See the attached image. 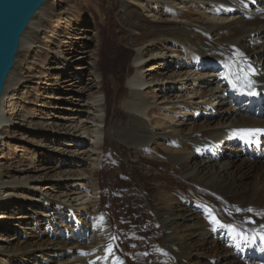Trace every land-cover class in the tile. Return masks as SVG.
Wrapping results in <instances>:
<instances>
[{
    "label": "bare ground",
    "instance_id": "6f19581e",
    "mask_svg": "<svg viewBox=\"0 0 264 264\" xmlns=\"http://www.w3.org/2000/svg\"><path fill=\"white\" fill-rule=\"evenodd\" d=\"M47 2L19 48H40L24 40ZM112 18L118 66L130 55L122 85L101 72L97 23L78 22L70 42L62 19L40 73L25 60L16 85L39 86L33 104H48L45 116L34 120L16 102L8 110L1 99L0 137L29 143L32 154L11 176L0 169V264L141 258L140 246L115 239L142 235L124 223V199L103 208L99 175L118 184L112 172L123 164L149 216L142 229L156 232L145 242L151 264H264V0H120ZM122 150L136 151L137 164L116 162Z\"/></svg>",
    "mask_w": 264,
    "mask_h": 264
},
{
    "label": "rangeland",
    "instance_id": "374dc122",
    "mask_svg": "<svg viewBox=\"0 0 264 264\" xmlns=\"http://www.w3.org/2000/svg\"><path fill=\"white\" fill-rule=\"evenodd\" d=\"M119 4H120V0H61V3H59L57 7L53 8L52 4L50 2H47V6L44 9V13H42L37 17L39 21L34 22L31 27V32H34L35 36L33 33L30 32L24 40L26 42L32 36L35 38V42L36 41L40 42L38 44L40 48L37 47L31 49H28L26 47L19 48L14 58V66L10 71L12 77L10 76L8 80L7 83L8 87L6 86L5 83L4 90H6V93L4 96L3 95L1 96V99L3 98L4 105L6 106V108L8 110L11 109L12 108L11 103L16 102L18 103V106H20L19 108L20 113H23L26 107L29 109H33L32 118L34 120H36L35 118H40L42 116H45V114L47 113V110L49 108L48 104H46L44 107H39L40 103L37 104L38 107H35V105L33 104L36 102V95L43 94L39 89L38 85L30 84L28 88L24 90V93L21 91H16V87L18 86L17 83L19 81L24 82V80L22 79L21 69L23 67L25 60L32 61L35 63L30 67L31 69H34L32 72L40 73V71L42 70L40 68V65L41 64L44 65L45 63L43 61L41 62L42 60L41 58L45 56L44 54L48 52L49 49L53 48L52 44L55 42L57 37L56 26L59 24V20L62 19L65 20L61 21L63 25L62 30H60L63 32L61 35L65 36V34H67L66 38L70 42L71 39L69 38H71L70 35L71 33L69 31L75 29L77 27L78 22L80 21L84 22V24L87 25L88 29H91V27L93 26V21L97 23V26L100 28V30L103 33V38L105 39V43H106V47L103 53V63L101 67V72L104 76L109 78L110 76L118 77L120 85H122L125 80L124 78L127 72L126 70H128L127 65L130 60L129 58L130 55L127 54L122 64L118 66V62L116 59L118 54L114 53V51L112 52L109 46V44H111L110 38L115 33L112 16L117 15ZM101 23L105 24L104 28H102ZM109 93L110 95L113 94L111 88H109ZM6 136L7 137H3V136L0 137V148L3 141L8 145L7 150L5 152L2 153L0 152V158H1V154H4L5 156V157L3 156L5 160L0 159V169H2L3 171V176L8 177L13 175V171L16 170L15 168L16 161L19 160L20 158L27 157L32 153H30L31 148L29 146V143L26 144L21 141L19 142L13 141L10 139V137H8L9 135ZM123 151L124 150H122V153L119 154V156L116 158V162H119V160L123 159V156H125V158H127L128 165L129 164L136 165L137 160H135V163H133L131 160L136 158L137 152L135 151V153H133V152H125V151L123 152ZM56 165L59 170L62 167L64 168V166L59 167L58 164ZM121 168H122L121 175L117 173L113 174L112 172V176H114V178L118 180V184H113L110 179H107L105 173L99 175V182L101 183L104 194L103 208L105 207L104 210H108L109 208L112 207L113 204V202L111 201L112 196H113V200L115 201L116 199H121V198L124 199L126 203L123 202L122 205L127 204V212L124 217V220L127 221H124V223L126 224V226L130 227L129 229L132 230L138 227L137 234L142 233V235L138 238L137 237L134 238L133 242L132 243L129 242L128 244L124 243L123 240L124 237H122L123 239H121V237L115 235L117 245L123 243L126 246V248L129 249L130 251L132 250L136 251L137 250L136 248L140 246V249L144 251V255L141 258L135 259L132 256L126 259L127 264H151L152 258L154 256V251H153L154 248L152 246L151 241L155 239L156 232L154 229L151 228V226L149 228L142 229V227H144L145 217H149V216L147 210L145 209V206L142 203L143 202L142 198L136 192V190L138 189L136 177L132 175L133 172H130L129 167L126 166L125 164H123ZM118 191L119 192L121 191V194H118ZM86 194L87 196H91L88 193ZM127 195L129 196V198L127 197ZM92 197L96 198L97 196L92 195ZM85 199L84 202L86 203ZM0 207H2V204H0ZM115 209H116L115 214L116 215L119 214L118 208ZM127 232L128 235L131 233L130 230H128ZM127 232L125 233L126 235ZM143 238L145 239L143 240ZM130 239L132 240V238ZM148 240H151L150 243L148 244L145 243ZM136 241H138L139 245H137Z\"/></svg>",
    "mask_w": 264,
    "mask_h": 264
},
{
    "label": "water",
    "instance_id": "95a60500",
    "mask_svg": "<svg viewBox=\"0 0 264 264\" xmlns=\"http://www.w3.org/2000/svg\"><path fill=\"white\" fill-rule=\"evenodd\" d=\"M49 0H0V103L29 21Z\"/></svg>",
    "mask_w": 264,
    "mask_h": 264
},
{
    "label": "snow or ice",
    "instance_id": "6c2138e0",
    "mask_svg": "<svg viewBox=\"0 0 264 264\" xmlns=\"http://www.w3.org/2000/svg\"><path fill=\"white\" fill-rule=\"evenodd\" d=\"M250 94L251 95H256L255 92H251ZM256 131H260V130H256ZM249 211H251V209H249ZM212 222H215L217 225H219V221L218 220H214V218L210 217V223H212ZM252 222L253 221H249V223H252ZM260 239H261L262 242H264V236H261Z\"/></svg>",
    "mask_w": 264,
    "mask_h": 264
}]
</instances>
